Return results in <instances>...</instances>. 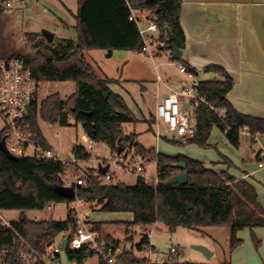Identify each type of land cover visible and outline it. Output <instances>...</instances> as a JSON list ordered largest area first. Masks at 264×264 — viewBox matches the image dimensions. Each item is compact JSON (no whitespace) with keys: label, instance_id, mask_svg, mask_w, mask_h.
Returning <instances> with one entry per match:
<instances>
[{"label":"trees","instance_id":"obj_1","mask_svg":"<svg viewBox=\"0 0 264 264\" xmlns=\"http://www.w3.org/2000/svg\"><path fill=\"white\" fill-rule=\"evenodd\" d=\"M8 1V0H2ZM74 29L78 44L73 50L69 39H56L53 53L37 52L30 57L21 50L7 52L0 46V61L12 58L24 59L33 76L42 82H65L75 84L73 93L62 99L58 92L47 95L39 104H34L25 117L35 142L43 149L50 145L38 125V118L49 124L68 126L70 120L80 124L83 135L89 141L103 142L111 152L118 153L126 147L133 149V156L142 162H156L157 183H148L137 176L133 185L121 182H103L104 174L94 168L81 171L82 185H75L74 196L65 197L56 192L63 184L62 176L66 165L50 159L34 157L9 158L0 151V211L41 210L49 204L65 203L68 206L64 220L9 221L8 226L0 220V257L2 264H24L19 256L28 247L44 253L55 243L57 235L67 232L69 236L77 230V218L72 202L82 200L92 210L101 212H129L132 221H89L107 240L111 239L108 229L127 228L131 225L151 226L163 223L169 230L187 228L199 230L203 227H222L229 230V250L240 244L237 231L244 228L264 227V210L256 201L253 186L247 181L224 172L206 168L199 160L187 156H170L156 153L135 141L136 133H125L124 123H133L135 118L124 99L108 88L114 82L108 77H98L90 63L83 58V49L127 50L141 53L143 40L135 21L131 20L130 9L144 12L158 30L155 39L156 51L168 50L169 59L182 64L192 75L196 71L172 54L171 43L179 49L184 47V35L179 23L181 0H76ZM4 6H0V12ZM167 32L172 40H168ZM55 37L52 38L54 41ZM205 71L215 74L212 80L194 84V91L204 98L197 101L191 115L194 133L183 142L207 148V139L212 127L224 133L227 141L239 146L240 132L246 129L251 137H264V117H251L239 113L227 100L232 79L222 67L208 66ZM151 123V122H150ZM4 133L0 131V139ZM173 143L182 142L171 140ZM72 157L86 161L90 154L83 144L76 143ZM183 162L188 179L185 184L162 186L161 182L179 172L173 164ZM255 247L259 241L252 236ZM94 256L89 250H66L65 257L71 263L82 264ZM37 264V263H34ZM98 264H103L98 261ZM161 264H208L174 262ZM228 264V263H221Z\"/></svg>","mask_w":264,"mask_h":264},{"label":"rangeland","instance_id":"obj_2","mask_svg":"<svg viewBox=\"0 0 264 264\" xmlns=\"http://www.w3.org/2000/svg\"><path fill=\"white\" fill-rule=\"evenodd\" d=\"M76 9V0H11L10 5L4 7L0 12V46L4 47L7 52L21 50L23 55L32 57L39 51L52 54L53 49L57 45L56 39L62 38L72 41V47L69 49L71 51L74 45L78 44L73 16L76 13ZM136 14L138 15V12ZM42 30L51 32L53 37H55L54 41L47 42L42 35ZM154 51H156V47H154ZM82 55L84 60L92 65L95 75L115 78L116 81L108 84V86L111 91L120 94L124 98L135 118V122L122 125L125 132L136 133L135 141L145 148L160 149L163 154L170 156L183 154L180 151L188 143L176 138L174 140L182 142V144L173 143L171 142L173 139L170 136L163 137L156 142V138L151 131V128L154 130L156 126L147 121L150 112L154 109V81L155 79L157 80V74L163 75L161 67L157 66L155 70L151 59L144 58L142 53L132 51L128 52L126 58L120 57L119 54L108 56L107 51L99 49H83ZM157 63L158 59L154 60V64L156 65ZM137 67L140 68V71H137ZM74 88L75 84L71 81L44 83L38 93V102L40 103L47 95L54 92H58L62 99H66L73 93ZM186 112L190 115L193 114V107L190 102H187ZM38 125L46 141L54 153L58 155L59 160L63 161L72 157L71 151L74 144L80 143L86 146L88 142L82 138L81 125L76 124L73 120H70L68 126H60L46 123L38 118ZM90 143L93 146L92 149H88L90 159L75 165L74 170L77 173L80 174L85 168H94V166L102 162H107L111 175H114L113 183L135 184L136 175L139 172L136 174L123 172L116 164L134 167L135 163L138 162V158L133 156L132 148L126 147L124 150L113 154L108 145L103 142L91 141ZM141 164L137 163V165ZM144 177L148 183L155 182V165L153 162L145 166ZM68 180L71 181L70 178ZM103 182L109 181L104 180ZM71 208L74 209L76 217L84 220L92 219L94 218L93 216L97 220L105 222L118 220L112 217L115 215L114 213L92 210L90 205L82 200H76ZM67 209L68 207L65 203L51 204L41 210L27 211L25 218L35 221L64 220ZM20 213L21 211L19 210L0 211V220L2 222L13 220ZM131 218L130 216L126 220ZM155 227L156 229L152 231V242L156 248L152 256L154 261L220 264L225 259L226 253H224L223 248L229 236L227 228L203 227L199 230H193L179 227L175 230H169L161 222L156 223ZM108 231L111 233L113 231L112 234H115V236L121 235L118 228L110 227ZM208 235L213 236L217 241L211 240ZM66 236L67 232L59 233L55 239L56 245H62ZM198 242H203L212 247L214 255L207 258L194 249L193 246ZM166 245L177 246L178 254L168 252ZM203 246L207 247L206 245ZM209 250L211 251V249ZM97 263L96 256H91L86 258L82 264ZM61 264L76 263H71L65 259Z\"/></svg>","mask_w":264,"mask_h":264},{"label":"crops","instance_id":"obj_3","mask_svg":"<svg viewBox=\"0 0 264 264\" xmlns=\"http://www.w3.org/2000/svg\"><path fill=\"white\" fill-rule=\"evenodd\" d=\"M179 23L184 35V47L181 49L180 58L196 71V75L188 78L180 73L178 71L180 64L169 59L168 50L159 48L158 51H154V47L157 48L156 43L150 44V50L154 56L149 59L154 69L156 70L157 66L161 67L163 73L162 76L157 74V77H160L159 81L156 79L154 81V109L147 120L156 126L154 130L151 128L156 142L166 136L185 140V137L162 132L163 125L161 123L157 125L155 120V106L173 90H181L184 87L194 88V84L198 81L214 79L215 74L204 70L208 66L222 67L232 79L233 84L226 98L236 111L251 117H264V0H181ZM142 26L145 27L146 23ZM152 35L157 38L159 33ZM128 52L127 50H114L111 55L119 54L120 57L126 58ZM143 56L145 58V55ZM157 59L158 63L155 65L154 60ZM137 68V71H140V68ZM108 78L116 81L113 77ZM187 102L189 98L184 97L183 109L185 111ZM157 129L162 132L158 136L156 135ZM82 138L87 139L84 135ZM207 144V148H201L196 144L188 143L185 150L180 151L183 154L176 156H187L199 160L206 168L227 173L235 180L247 181L253 186L256 201L264 210V137L258 135L251 137L250 133L243 129L240 132L239 146L234 147L227 141L224 133L214 126L207 139ZM155 152L162 153L160 149H155ZM152 162L155 165L156 177V162L155 160ZM137 163H142L140 166L145 172V166L150 162L146 163L138 159L135 165ZM100 164L107 166L106 162ZM74 203L72 202L70 207ZM26 212L21 211L13 220L26 219ZM111 213L115 214L111 216L118 219L117 221L133 220L129 212ZM130 216L132 218L126 220ZM93 217L86 220L79 219L99 221L95 216ZM208 236L211 240L217 241L213 236ZM252 236L259 241L258 247H255ZM236 237L241 242L233 250H229V236L225 241L223 251L226 255L221 263L264 264V227L241 229L237 231ZM196 245L210 247L203 242H198ZM209 249H211L210 257H212L214 251L212 247ZM0 264H2L1 257Z\"/></svg>","mask_w":264,"mask_h":264},{"label":"built area","instance_id":"obj_4","mask_svg":"<svg viewBox=\"0 0 264 264\" xmlns=\"http://www.w3.org/2000/svg\"><path fill=\"white\" fill-rule=\"evenodd\" d=\"M10 1L0 0V6L8 7ZM138 12V15L136 14ZM131 20L135 21L139 34L143 40L142 54L147 58L154 56L150 50V44L155 42L153 33H157L156 24L149 20L144 12H139L135 9H130ZM143 23L146 26L143 27ZM178 71L185 74L188 78H192V74L187 71L184 65H178ZM160 80V77H157ZM50 84L52 82H42L37 80L28 65L22 58H12L8 61H0V131L4 133L1 139H4L6 149L14 157H34L37 160L50 159L59 161L66 165L64 172L63 186L82 185L83 180L80 174L75 171V165L80 160L73 157L67 160H59L58 155L53 149H43L34 140L32 131L25 117L29 109L38 104V93L42 84ZM189 98V102L194 108L197 101H204V98L199 97L193 87H184L181 90H173L158 102L155 106V120L161 123L164 127L162 132L172 133L174 135L188 137L194 133L192 118L189 113L183 109V98ZM157 129L156 135L162 133ZM0 139V140H1ZM86 149H92L93 146L88 139ZM74 145L72 146V148ZM123 172L134 173L139 172L137 176L144 177V171L140 165L127 167L116 163ZM107 165V162H106ZM103 166V165H102ZM108 166V165H107ZM97 170V165L94 166ZM71 179V181L68 180ZM110 181L111 173L109 168L104 173L102 181ZM157 183L156 177L155 182ZM77 218V217H76ZM77 230L69 234L64 239L62 245L53 243L47 247L44 253H39L32 248L22 252L19 256L20 261L24 264H61L65 258L66 250H89L98 261L103 264H161L166 261H154L153 253L156 250L155 244L152 242V231L156 229L155 224L144 226L141 224L131 225L127 228L118 229L121 232L120 236L109 231L111 239H105L99 231L92 228L89 221H83L77 218ZM7 221H3L2 225H7ZM122 230V231H121ZM136 236L138 237L136 239ZM167 251L178 254V247L174 245H166ZM63 257V258H62Z\"/></svg>","mask_w":264,"mask_h":264},{"label":"water","instance_id":"obj_5","mask_svg":"<svg viewBox=\"0 0 264 264\" xmlns=\"http://www.w3.org/2000/svg\"><path fill=\"white\" fill-rule=\"evenodd\" d=\"M42 35L45 38L47 42H50L53 38V34L49 31L42 30ZM168 40L171 41L172 37L169 32H167ZM171 48H172V54L173 57L177 60L180 59L182 51L179 49L174 43H171ZM112 50L107 51V55H111ZM0 151H2L4 154H6L9 158H13L14 156L9 153V151L6 149L5 144H4V139L0 140ZM173 168L179 170L178 173L170 176L168 179L165 181L161 182L162 186H172V185H182L187 182L188 175L187 172L185 171V164L183 162H178L172 165ZM108 167L107 166H102L101 164L97 165V170L100 174H104L107 171ZM56 192L65 197H73L74 196V187L73 186H58L56 187ZM194 249L197 251L201 252L205 257L209 258L212 255V252L205 246L203 245H194ZM63 258V257H62ZM65 260V258L62 259V261Z\"/></svg>","mask_w":264,"mask_h":264}]
</instances>
